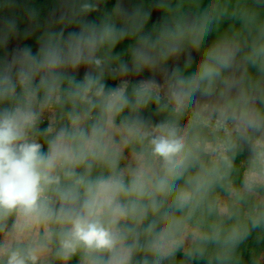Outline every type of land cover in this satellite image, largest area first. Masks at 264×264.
<instances>
[{
  "label": "clouds",
  "instance_id": "1",
  "mask_svg": "<svg viewBox=\"0 0 264 264\" xmlns=\"http://www.w3.org/2000/svg\"><path fill=\"white\" fill-rule=\"evenodd\" d=\"M107 4L0 0V264H264V0Z\"/></svg>",
  "mask_w": 264,
  "mask_h": 264
},
{
  "label": "trees",
  "instance_id": "2",
  "mask_svg": "<svg viewBox=\"0 0 264 264\" xmlns=\"http://www.w3.org/2000/svg\"><path fill=\"white\" fill-rule=\"evenodd\" d=\"M149 1V0H147ZM116 0H108V4L109 3H113L111 4V8L112 6L115 4ZM140 2V0H125V5L126 6H131V4L133 3H138ZM209 2V0H203V3L206 5L207 3ZM28 3L30 6H33V7H36L40 13H41V19H44L47 17V14L49 12V10L51 9L52 7V3H53V0H28ZM150 2H146L145 5H148ZM107 4V6H108ZM108 8V7H107ZM156 11L154 10L153 11V14L155 13ZM97 16V14H92V19H95ZM25 25L22 23L21 24V28L23 29ZM12 47H15V45H11L10 46V49ZM109 85L112 86L114 85L116 82L112 81V80H109L108 81ZM241 178H242V173L241 171L237 170L236 172L233 173V181L235 183V185H239L240 184V181H241ZM213 195H219L221 197V199H224L226 200L227 197L225 196V193L223 192V190L221 189H217L216 192L213 194ZM194 219H198V220H202L203 222L205 223H209L211 222V220L213 219L212 217H208L206 214L205 215H201V214H197V217L194 218ZM256 232H253L252 236L244 243L241 245V252L244 256V259L245 261H248L249 258H250V255H251V252L252 250H261V249H264V241H261V242H257L256 239ZM200 264H203V262H200Z\"/></svg>",
  "mask_w": 264,
  "mask_h": 264
},
{
  "label": "rangeland",
  "instance_id": "3",
  "mask_svg": "<svg viewBox=\"0 0 264 264\" xmlns=\"http://www.w3.org/2000/svg\"><path fill=\"white\" fill-rule=\"evenodd\" d=\"M143 2L144 3H146V2H150V0L149 1H147V0H143ZM111 4H113V3H109L108 4V9L110 10L111 9ZM126 6V5H125ZM147 6V5H146ZM127 7H130V6H127ZM160 18V14L156 11L154 14H153V16H152V21H156V20H158ZM90 19H92V17H90ZM151 26V24L149 25V27ZM209 39H211V37L209 38ZM16 41H13L12 42V44H10V46L12 45H15L16 46ZM20 44H21V46H24V45H27V46H31L32 48H33V51H35L36 50V45H35V43L32 41V40H28V41H21V42H19ZM126 44H127V42L125 43V45H122L121 47H119V48H117V51L119 52V51H122V50H124L125 48H126ZM193 55L195 56V53H193ZM149 74L148 73H145L144 74V77L146 78L147 76H148ZM133 79H139V77H137V78H133ZM157 79H159V77H157Z\"/></svg>",
  "mask_w": 264,
  "mask_h": 264
}]
</instances>
